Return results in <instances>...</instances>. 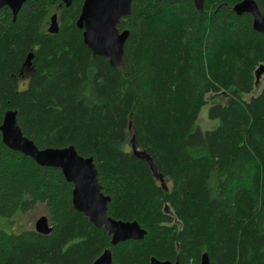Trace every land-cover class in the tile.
I'll return each instance as SVG.
<instances>
[{
    "label": "trees",
    "instance_id": "16d2710c",
    "mask_svg": "<svg viewBox=\"0 0 264 264\" xmlns=\"http://www.w3.org/2000/svg\"><path fill=\"white\" fill-rule=\"evenodd\" d=\"M85 0H28L16 19L0 9V123L18 111L40 148L74 145L93 156L108 214L137 220L144 239L112 245L73 205V183L4 144L0 132V264H93L110 248L112 264L151 258L200 264H264V33L242 0H133L123 63L94 55L77 26ZM264 15V0H256ZM58 14L59 30L48 31ZM33 53L31 73L25 62ZM211 128L200 125L206 95ZM146 151L149 162L134 153ZM169 181V184L167 183ZM43 205L49 234L16 231L18 215Z\"/></svg>",
    "mask_w": 264,
    "mask_h": 264
},
{
    "label": "water",
    "instance_id": "95a60500",
    "mask_svg": "<svg viewBox=\"0 0 264 264\" xmlns=\"http://www.w3.org/2000/svg\"><path fill=\"white\" fill-rule=\"evenodd\" d=\"M28 0H0V9L8 6L16 19L21 7ZM66 6H70L74 0H63ZM199 9H204L206 0H193ZM133 0H85L81 14L77 19V26L83 30L84 43L91 49L94 55L104 56L109 59L111 65L118 67L123 63L124 46L129 36V30L118 28L122 18L132 12ZM234 11L241 15L245 12L253 16V27L264 33V15L256 0H242L237 2ZM59 30L58 14L51 17L48 31L56 33ZM33 53H29L27 66L32 64ZM264 72V65L257 69V78ZM1 106V104H0ZM2 140L9 148L22 152L32 157L42 166L60 168L67 179L73 183L74 208L87 215L90 221L98 228H105L111 236L112 245L127 240H141L147 234V230L137 220H122L113 218L108 214L111 197L103 192L99 181V173L93 156H84L78 152L74 145L65 147L40 148L35 141L26 136L19 123L18 111L7 109L0 123ZM132 146L134 153L146 159L155 177L166 184L164 176L152 157L146 151L138 150L135 139ZM35 229L42 234H49L53 226L47 215L41 216L35 225ZM113 253L110 248L93 262V264H112ZM151 264H181L180 260H161L151 258ZM200 264H211L207 252L202 254Z\"/></svg>",
    "mask_w": 264,
    "mask_h": 264
},
{
    "label": "rangeland",
    "instance_id": "374dc122",
    "mask_svg": "<svg viewBox=\"0 0 264 264\" xmlns=\"http://www.w3.org/2000/svg\"><path fill=\"white\" fill-rule=\"evenodd\" d=\"M30 73L31 71L28 70L25 76L26 79L25 84L27 83V79ZM256 82L257 83L255 89L251 93L242 94L243 98L249 99L251 98V96L257 95L262 90V88L264 87V72L259 78H257ZM206 100H207V105L203 107L199 118L200 125L203 126V129L211 128L213 126V123L218 122L217 120L213 121L212 119L209 118L208 110L212 104L217 103L219 101H225V95L223 93L210 92L206 95ZM167 183L169 184L168 180ZM43 215H47V210L43 205H39V207H37L36 210L30 211L27 214L18 215L16 217V222L14 223L13 228L16 231H20L25 228H35L37 220Z\"/></svg>",
    "mask_w": 264,
    "mask_h": 264
},
{
    "label": "flooded vegetation",
    "instance_id": "af4514ba",
    "mask_svg": "<svg viewBox=\"0 0 264 264\" xmlns=\"http://www.w3.org/2000/svg\"><path fill=\"white\" fill-rule=\"evenodd\" d=\"M25 63H26V62H25ZM31 65H32V64H31ZM25 66H26V70H27V72H28V70L31 71V69H30L31 66H27L26 64H25Z\"/></svg>",
    "mask_w": 264,
    "mask_h": 264
}]
</instances>
